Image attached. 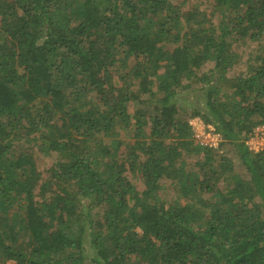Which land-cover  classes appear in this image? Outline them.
<instances>
[{"label": "trees", "instance_id": "obj_1", "mask_svg": "<svg viewBox=\"0 0 264 264\" xmlns=\"http://www.w3.org/2000/svg\"><path fill=\"white\" fill-rule=\"evenodd\" d=\"M260 125L264 0H0V264H264Z\"/></svg>", "mask_w": 264, "mask_h": 264}, {"label": "rangeland", "instance_id": "obj_2", "mask_svg": "<svg viewBox=\"0 0 264 264\" xmlns=\"http://www.w3.org/2000/svg\"><path fill=\"white\" fill-rule=\"evenodd\" d=\"M182 0H175V2H181ZM188 4V3H187ZM203 5H205V10L208 12L209 11V7H208V5H207V2H205V4H203ZM190 6H192V5H190ZM234 48L236 49V50H238V51H241V48H239V47H235L234 46ZM211 65V63H209V66ZM184 98V95L183 94H179V100L180 101H182L183 103H185V104H188L187 103V101L185 100V99H183ZM136 104H132L131 106H130V112H134V110H135V108H136ZM189 107H190V105H188ZM190 110V109H189ZM188 110V111H189ZM197 119H198V117H195V118H191L190 120H189V124H190V122L192 121L194 124H195V127H196V129L199 131L200 130V132H201V130L203 129L205 132L206 131H210V132H212L213 133V130H214V126L213 125H209V124H206V129L201 125V122H198L197 121ZM198 122V123H197ZM191 125V124H190ZM210 126H212L210 129H209V127ZM191 127H192V125H191ZM257 129V128H256ZM192 130H193V145H198V144H200L201 143V140L198 138V137H196L195 136V134H196V130L194 129V128H192ZM195 130V131H194ZM132 133H130V135H129V133H128V130H122L121 131V134H120V138L121 139H123L124 141H126V139L127 140H130V139H133L132 137ZM205 139V138H204ZM249 139V138H248ZM246 140V145L250 148H257V147H262V148H264V141L262 140V138H261V134H260V136L258 137V138H256L255 136H253L252 138H250L249 140ZM219 140V142H218V147H215V148H218V151L219 150H225V151H227V154L231 157V159L233 160V162H234V165L235 166H239L240 165V160H239V158H238V156L236 155V153H235V151L230 147V146H228V145H226L225 143H223V144H221L220 142L222 141V137H221V139H218ZM131 141V140H130ZM30 143H24V144H22L21 145V148H23V150H27L28 148H30ZM201 145V144H200ZM203 145V144H202ZM220 145H222V147H220ZM221 148V149H220ZM123 149L124 148H122L121 147V149L119 150H116V154H117V152L118 153H122L123 152ZM252 150V149H251ZM30 151H31V149H30ZM254 151V150H253ZM32 152H33V150H32ZM256 152V151H255ZM219 154H221V152H219L217 155L219 156ZM202 156V153H199V154H197V153H192V154H190V155H188V156H184V160H185V163L183 164V168H184V170H188V171H191V172H193L192 174L193 175H195V174H197L196 172L197 171H195V162L200 158ZM36 159H37V163H38V167H39V169L41 170V172L43 173V176L45 177V175H47L48 174V172H49V167H50V165H51V163H52V158L51 157H49V155L48 156H44L42 153L41 154H39V153H36ZM195 168H194V167ZM239 168V170H240V167H238ZM197 170V169H196ZM130 179H131V181L133 182V184H134V186L138 189V190H141V189H143V184H142V182H141V180H140V177L139 176H137V175H131L130 176ZM158 193H159V196L163 199V200H165V201H167V202H171V201H173V199L175 198V196H177V191H176V189L174 188V186H173V184L171 183V181L169 180V179H162V181H161V185H160V189H159V191H158ZM184 202V200L182 199L181 200V203H183ZM4 264H15V262L13 261V260H7Z\"/></svg>", "mask_w": 264, "mask_h": 264}, {"label": "built area", "instance_id": "obj_3", "mask_svg": "<svg viewBox=\"0 0 264 264\" xmlns=\"http://www.w3.org/2000/svg\"><path fill=\"white\" fill-rule=\"evenodd\" d=\"M198 122H201V125L206 129V123L201 120L199 117L197 119ZM197 122V123H198ZM190 124L192 125V128H194L196 130V134L195 136L198 137L200 140H201V143L200 144H203V145H208V146H211V147H218V142L219 140L218 139H221V135L220 133L216 132L215 128L213 130V133L210 132V131H204L203 129L198 131L195 127V124L191 121ZM210 125V124H209ZM212 126L209 127V129L211 128ZM257 129L254 130L253 134L249 137L252 138L253 136H255L256 138H258L261 134V138L262 140L264 141V125H260L258 127H256ZM194 130V131H195ZM205 138V139H204ZM248 139V140H249ZM250 149L254 150V151H259L262 149V147H257V148H251Z\"/></svg>", "mask_w": 264, "mask_h": 264}]
</instances>
